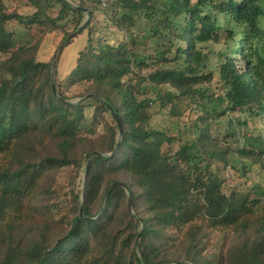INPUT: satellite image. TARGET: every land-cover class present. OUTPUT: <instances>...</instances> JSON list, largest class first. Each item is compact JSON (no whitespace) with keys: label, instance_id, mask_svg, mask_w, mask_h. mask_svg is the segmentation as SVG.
Listing matches in <instances>:
<instances>
[{"label":"trees","instance_id":"obj_1","mask_svg":"<svg viewBox=\"0 0 264 264\" xmlns=\"http://www.w3.org/2000/svg\"><path fill=\"white\" fill-rule=\"evenodd\" d=\"M25 1L30 15L8 12L0 0V264H264V188L227 194L222 173L229 167L245 179L264 176V0H112L105 10L92 1ZM94 8L119 38L96 36ZM85 12L90 19L79 28ZM10 22L87 30L61 85L58 59L51 79V63L36 59L41 39L16 46ZM147 24L171 37L156 56L170 55L171 66L154 61L142 73L147 58L134 51L142 45L135 33ZM220 30L237 47L218 53L215 94L202 90L213 76L202 72L199 45L219 42ZM62 84L81 87L73 97L79 100ZM143 85L153 98H141ZM185 96L199 110L190 140L174 152L176 140L149 122L154 107L179 116ZM234 110L259 123L242 135L249 149L222 146L213 134ZM97 124L103 131L94 134ZM65 168L71 187L58 194L57 173ZM207 230L224 235L213 255L204 254Z\"/></svg>","mask_w":264,"mask_h":264},{"label":"rangeland","instance_id":"obj_2","mask_svg":"<svg viewBox=\"0 0 264 264\" xmlns=\"http://www.w3.org/2000/svg\"><path fill=\"white\" fill-rule=\"evenodd\" d=\"M2 1L5 5V10L8 12H16L22 15H30L34 12V9L29 7L25 0ZM81 2L85 7L93 6L86 1ZM58 10L59 8L56 7L55 12H51L53 17L57 15ZM94 12L95 16L90 23V27L94 28L96 36H101L102 34L109 35L110 32L113 33V38H119V33L117 32L116 28L111 25L108 17L100 14L99 9L94 8ZM89 19L90 17L88 13L85 12L84 19L79 28L83 27L84 24L89 21ZM97 21L100 23L99 27H94L93 25ZM67 23L62 22L60 25L63 27L52 32H48L45 30V28H41L36 25L26 29L18 26L15 22H10L8 24V29L15 35L16 46H31L41 39L36 54V59L38 61L50 63L54 57V63L58 59L56 65V81L59 84L62 82V79L65 78V76L69 77V75L72 73L78 53L87 43V30H84L82 33H78L79 29H77L74 31L76 32V35L70 40V42L68 43L67 41L65 46L61 48L58 53H56L61 44L67 40L64 39V36L73 31V27L71 25H67ZM260 25L264 29V20L261 21ZM153 30L154 29L147 24L144 26L143 30L141 29L135 33V43H142V45H137L134 51L139 53L141 56H146L147 58L146 64L148 67H144L142 73H147L149 70H151L152 65H154V61L159 62L160 60L163 67L171 66V61L167 60L169 57H171L170 55L166 56V60L159 59L161 57L160 52L165 51V49L171 43V37L169 38L167 35L165 36L163 31H160L159 34H156ZM218 33L220 35L219 42L199 45V48L206 57V67L204 70H202V72L210 73L213 76L210 83H205L202 86V90H211L215 94L220 92L218 78L216 75V69L221 60V58L218 57V53L228 55L230 51L234 53L237 47L235 42L226 37L224 31L220 30ZM156 56L159 58L156 59ZM4 58L5 56H0V59ZM240 66L241 65L237 63V67L240 68ZM62 85L63 86L61 87L64 89L67 96L72 97L73 101L79 100L78 98L73 97L81 92V87L74 86L72 88H67L65 84ZM142 88L144 89V92L141 98L154 97L155 92L153 89H151V87L143 85ZM163 89L170 90L169 87H163ZM171 91H173V89H171ZM154 109L157 112L152 115L149 126L163 130L167 135L173 137L176 141L172 144L170 149L174 152L177 151L179 146L183 144L184 141L190 140L189 136L192 130L191 125L194 119L197 117V111L199 110L198 107L193 102V98L185 96L178 104V110L180 112L179 116H173L170 114L168 108L158 110L157 107H154ZM92 112V108L85 110L87 121H90ZM217 121L220 123V126L219 130L217 129L218 134L217 132H214V136L218 137V142L220 145L224 146L229 144L232 148L235 146H240L249 149L246 142H244V137L242 135L244 134L248 137L250 131H256L255 129L259 128V123L256 120H252L246 113L236 110L228 111L225 116L220 117ZM243 122H246V124ZM102 131V124H97L93 127L94 134L101 133ZM180 137L182 139H180ZM155 145L160 147L162 151H166L168 149V145L164 143L156 142ZM232 163L238 166L236 159L232 158ZM222 173L226 174V180L223 183V190L227 194H230L231 191H234L236 194H239L240 192H248L250 191L252 185H258V188L260 189L264 188V176L259 175L258 172L248 175L249 179L241 177V173L238 171L236 172L234 168L227 167V169L222 170ZM70 174L71 171L67 168L62 169L57 173L56 191H58V194L66 193L71 187L69 182ZM251 198H255V194L251 195ZM207 233V245L205 247L204 254L213 255L214 253H217L222 245H224V235L218 231L211 230H207ZM173 235L178 237L179 234L174 233Z\"/></svg>","mask_w":264,"mask_h":264},{"label":"built area","instance_id":"obj_3","mask_svg":"<svg viewBox=\"0 0 264 264\" xmlns=\"http://www.w3.org/2000/svg\"><path fill=\"white\" fill-rule=\"evenodd\" d=\"M79 1H92L97 4V7L100 10H105L109 7L111 4L112 0H67V2L72 6V7H77Z\"/></svg>","mask_w":264,"mask_h":264},{"label":"water","instance_id":"obj_4","mask_svg":"<svg viewBox=\"0 0 264 264\" xmlns=\"http://www.w3.org/2000/svg\"><path fill=\"white\" fill-rule=\"evenodd\" d=\"M75 35H76V32L72 33V34L67 38V40L61 44V46L59 47V49L57 50L56 53H58V52L60 51V49L63 48V47L65 46L66 42L69 41V40H71ZM54 59H55V57H54L53 60L51 61V67H50V68H51V79H53ZM89 163H90V162L88 161V163H87V165H86V171H85V174H86V172H87V170H88V168H89Z\"/></svg>","mask_w":264,"mask_h":264}]
</instances>
